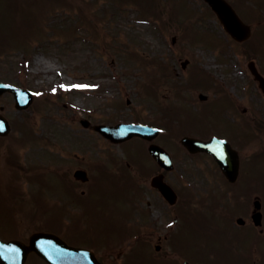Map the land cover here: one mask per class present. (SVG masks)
<instances>
[{"label": "rangeland", "instance_id": "rangeland-1", "mask_svg": "<svg viewBox=\"0 0 264 264\" xmlns=\"http://www.w3.org/2000/svg\"><path fill=\"white\" fill-rule=\"evenodd\" d=\"M172 1L127 0V2L124 1L122 11H119L120 3L115 0H0V45L13 46L0 52V80L27 86L38 97L29 109L23 111L14 107L11 94L6 93L0 96L3 114L13 122L20 121V124L25 123L27 118L36 134L35 137L29 135V128H27V138L17 137L19 143L7 137L0 145V163H6L10 156L8 149L11 148L26 170L33 165V178L42 184L43 195L52 205L54 202L64 203L63 201L69 198L66 195L69 196V185L73 180L72 171L75 165L84 161L88 162L94 157L107 158V160L110 157L122 158V150L110 149L105 145L106 143H101L102 141L95 138L96 135L91 129L81 126L80 118L97 122L111 120L112 117H108L111 115L132 119L135 118L136 113H139V117L147 115L150 117H146L147 119L158 122L152 112L163 111L164 106L177 108L172 113L168 110L167 115L172 118L177 117L184 131L189 127L192 131L205 133L208 128H214L218 133L222 129V122L226 119L229 130L224 132L233 130L230 127L250 132L249 126L251 122L254 123L253 131L241 143L240 154L245 165L244 177L235 184V190L245 194L246 197L249 193L252 195V192L253 195L264 196L262 185L255 180L256 172L253 173L257 168L254 167L253 161L250 163L253 157L262 154L264 150V96L247 68L248 61L254 59L257 68L264 71L262 68L264 50L263 56L260 54V49L255 54L252 53L255 40L247 42L245 47L241 43H235L224 33L215 16L206 10L200 0H190L197 6L194 11L199 9L198 18H189L183 7L177 4L175 7L177 5L176 8L179 10L175 11L171 7ZM236 4L239 5V7L234 6L238 15L244 21L248 18V22L257 33L258 27L255 25L257 17H253L256 15L253 9L258 10V8L252 4L243 5L239 1ZM149 5L154 8L153 11L144 8ZM160 11L159 20H156L159 26L155 28L151 24V19L154 13H160ZM258 13L264 20V9ZM57 15L63 16L62 19H64V24L58 18H55L53 22L55 23L53 32L56 30V34L60 36L51 32L45 33L46 35L43 32L42 37L33 35L37 33L38 28L45 29V24L47 29L48 26H53L49 22ZM152 21L154 22V19ZM90 25L92 28H89ZM87 27V32L82 30ZM208 29L214 31L209 34ZM172 35H176L177 39L174 44H171L170 40ZM24 41L22 47H14L20 46ZM262 45L264 49V44ZM38 57L56 66V70L52 74H44L41 71L44 69V62L41 61L39 65L35 63ZM184 58H188L190 63L184 69L186 73L183 75L184 71L180 68V62ZM195 67L205 72L206 82L203 85L196 83L200 86L193 90L188 89L189 87L184 88L181 95L177 90L178 83H181L180 79L183 83L190 77L195 80L202 76ZM56 71H59V74ZM72 83H78V86L84 84V89L83 86L81 90L66 87L67 84ZM152 87L155 89L153 94ZM218 89L231 99L228 98L225 102L217 101L225 98L217 91ZM200 92L208 95L205 102L198 99L197 95ZM48 95L53 97L50 98ZM63 101L67 102L66 106H63ZM233 102L236 103V109ZM233 110H236V113ZM24 115L25 117H21ZM235 117L242 120L238 121ZM70 123L74 126H70ZM158 123L161 125L160 122ZM256 124L262 127L257 129ZM180 134L182 133L176 132L166 136L163 133L156 141L171 149L170 151L176 157L177 172L170 174V179L183 195L192 194L194 208L198 209L201 204L195 199L201 198L205 202V196L210 199L209 196L214 189L216 194L222 196L225 182L216 172H213L210 159L200 156L189 158L184 155V150L179 145V138L182 136ZM19 135L20 132L17 129L11 134L13 138ZM46 138H49L52 143L46 141ZM62 138L65 140L64 148L67 151L70 149L77 151V159H74L72 155L64 159L58 154L56 147L63 144ZM71 143L73 146L69 147ZM127 145L133 146L137 156L142 160L137 166L139 171L135 173L134 183L145 190L144 201L148 199L152 203V216L149 214L147 222L143 219L141 220L143 222H137L134 228V231L140 230L145 233L147 240L150 234L148 232L159 233L169 228L172 224V215L159 196L147 189L148 182L144 183L146 177L154 170L153 162H148L150 158L146 155L145 148L136 139L129 141L125 146ZM135 155L134 152L133 159ZM261 157L255 160L263 163L264 156ZM0 167L3 166L0 165ZM60 167L62 170L66 167L68 178L61 174ZM111 167L117 170L114 163ZM3 168L4 170L0 172L1 238L16 235L27 239L31 232L46 226L51 216L54 226L65 218L58 211L51 214L50 210L53 208L47 212L41 211L39 215L31 214L30 212L37 213L33 209L39 207L34 193L37 192L40 184L34 181L32 175H30V181H27L23 177L25 174L18 170L20 178L17 179L15 173L11 175L5 167ZM178 174L180 179L174 178ZM261 175L260 180L264 185V168ZM67 179L71 182L69 183ZM11 181L14 183L11 185H15L18 189V199L11 198L10 201L8 196H5L10 188L8 185H3L4 182ZM126 187L127 185L124 188ZM82 188L88 190L87 185L79 186L78 184L74 185L70 192L75 195L80 194L79 191ZM42 192L38 194L39 199L43 200L45 206L50 207L44 201ZM96 192L101 198H92L90 202L83 199V203H87L86 213L83 215H81V206L71 202L72 199L78 201L80 197L76 199L72 195L71 199L67 200L70 207L67 205L68 202L64 204L69 207L67 212L64 210V214L68 215L66 224L77 232L73 238L80 239V245L84 242L88 245L116 234L123 235L129 228L123 223L124 216L129 214L124 215L119 210L125 206L116 208L118 201L125 202L128 199V197L124 198L125 191L104 182L96 189ZM195 195H198L197 198ZM97 203L106 204L104 208H110V211L107 209L100 211ZM18 204L22 207H18ZM182 204L185 205L183 197L175 212L179 211ZM143 205L142 201L141 206ZM60 207L63 208L62 205ZM178 226L180 228L181 221ZM207 228H209L208 220L203 216L196 217L195 212L191 214L182 230L180 251L190 260L199 258L208 262L215 261L218 264H236L237 261L229 251L225 236L220 242L218 235L210 237L205 233L204 230ZM219 229L223 230L224 227L220 224ZM61 233L70 237L67 231L62 230ZM214 239L217 243L213 242ZM197 241L203 242L198 244ZM106 246L109 249L105 250L104 246H99L98 254L112 259L124 245L113 241ZM207 249L214 255L212 256ZM150 250H153V244ZM26 260V264H46L35 254L29 255ZM124 260L125 257L115 264H123ZM128 264L173 263L169 260L167 263L153 261L151 257L142 256Z\"/></svg>", "mask_w": 264, "mask_h": 264}, {"label": "water", "instance_id": "water-1", "mask_svg": "<svg viewBox=\"0 0 264 264\" xmlns=\"http://www.w3.org/2000/svg\"><path fill=\"white\" fill-rule=\"evenodd\" d=\"M207 1L209 2L210 6L214 8L217 16L223 24V27H225L233 37L239 40H244L246 37H248L249 27L245 26L241 22L238 15L234 13L232 7L225 0ZM261 86L264 89L263 80H261ZM8 89L13 90L14 88L12 89L5 84H0V94ZM14 90L19 91L17 89ZM19 93L21 92H17V94ZM103 129L107 135H110V133L116 130V128H110L109 130L105 128ZM3 131L4 130L0 131V133H3ZM146 136L150 137L151 135ZM185 143H188L189 147H191L190 145L192 144L196 148H204L207 151L211 149L210 151L213 152L210 145L211 143H196L191 139H188V141ZM150 152L154 158H157L161 165L165 166L166 168L169 166L164 164L163 160L160 158V155L162 154L161 148L151 145ZM219 159H221V157ZM233 175H235L234 171L231 173L227 172V176L230 180L234 178ZM154 184L158 185L159 190L163 192L167 199L175 197L173 190L163 184L161 180H158V182ZM30 238L31 240L29 245H25L21 241L12 240L9 242H4L0 240V264H24V259L26 258L27 254L31 252V250H36L40 256H43L51 264H98L90 252L78 248H70L66 246L64 241L54 234L51 235L41 232L31 235Z\"/></svg>", "mask_w": 264, "mask_h": 264}, {"label": "bare ground", "instance_id": "bare-ground-1", "mask_svg": "<svg viewBox=\"0 0 264 264\" xmlns=\"http://www.w3.org/2000/svg\"><path fill=\"white\" fill-rule=\"evenodd\" d=\"M45 59L41 58V57H38L36 60H35V63L37 65H39V63H41V61L44 62V69H42L41 71L45 74H47L48 72H52L55 70V67L56 66H53V64H51L49 61H44Z\"/></svg>", "mask_w": 264, "mask_h": 264}, {"label": "flooded vegetation", "instance_id": "flooded-vegetation-1", "mask_svg": "<svg viewBox=\"0 0 264 264\" xmlns=\"http://www.w3.org/2000/svg\"><path fill=\"white\" fill-rule=\"evenodd\" d=\"M264 235V234H263ZM261 242V247L262 249L264 248V237L262 238V240L260 241ZM263 244V245H262ZM263 254H264V249H263Z\"/></svg>", "mask_w": 264, "mask_h": 264}, {"label": "snow or ice", "instance_id": "snow-or-ice-1", "mask_svg": "<svg viewBox=\"0 0 264 264\" xmlns=\"http://www.w3.org/2000/svg\"><path fill=\"white\" fill-rule=\"evenodd\" d=\"M74 87H80V86H74ZM0 128H2V126H0Z\"/></svg>", "mask_w": 264, "mask_h": 264}]
</instances>
